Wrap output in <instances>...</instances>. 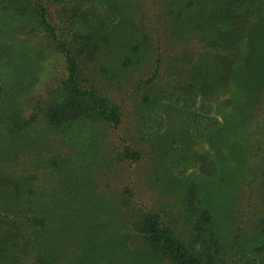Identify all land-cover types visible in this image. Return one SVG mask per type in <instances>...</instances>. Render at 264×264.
Listing matches in <instances>:
<instances>
[{"label":"trees","instance_id":"trees-1","mask_svg":"<svg viewBox=\"0 0 264 264\" xmlns=\"http://www.w3.org/2000/svg\"><path fill=\"white\" fill-rule=\"evenodd\" d=\"M27 36L43 37L58 64L46 96L19 111L14 86L38 74L37 56L15 45ZM0 65L14 82L0 81V264H264V212L245 234L236 216L257 184L264 207V0H0ZM243 69L252 176L235 188L236 175L183 144L185 120L167 126L157 110L196 109L187 129L201 139L220 124L215 89ZM119 87L138 99V128L160 139L158 158L177 174L180 228L129 188L109 199L96 193L100 163L137 162L144 151L114 146L123 112L106 89ZM239 143L229 159L241 177ZM192 167L206 181L186 174Z\"/></svg>","mask_w":264,"mask_h":264},{"label":"rangeland","instance_id":"rangeland-1","mask_svg":"<svg viewBox=\"0 0 264 264\" xmlns=\"http://www.w3.org/2000/svg\"><path fill=\"white\" fill-rule=\"evenodd\" d=\"M15 45L17 47L21 46L25 52L37 56L35 62L38 66V74L35 77L31 76L30 81H24L14 86L15 95L10 100V105L13 108L23 111L24 104L33 97L43 98L46 96L55 80L52 65H54L53 62L55 65L58 64V60L56 61L54 52L47 45L43 37L27 36L22 41L16 42ZM194 46H196L195 51L202 49L199 44ZM242 49L245 52L246 59L249 60L251 51L248 48V40L243 41ZM56 78L59 79L60 75ZM250 80L249 69H243L242 73L234 78L229 86L215 89L211 102L213 104V111L218 117L220 124L217 129L207 133L201 139L191 138L189 136L190 132L187 129L189 127L187 115L196 109L186 110L185 113H182L183 115L181 112L167 106H163V108L157 110L158 114L167 122V126H178L182 129V120H185L184 129L181 131L183 133L186 130L183 144L192 152L205 154L208 161L213 162L217 168L227 169L229 173L236 175L238 177L236 178L240 180L238 183L236 181L233 182L235 188L243 186L247 178L252 176L249 169L252 162L251 151L245 141L247 139L246 132L247 130L249 131L251 125L249 121L251 116L249 105L251 104L252 93L250 90L247 92L242 91L238 85V82H241L251 87ZM0 81L8 85L9 88H11V85H14L12 75H10L7 66L0 65ZM106 92L122 105L123 118L116 130H114L113 135L117 138L114 146L118 147L123 145V143H127L141 148L140 144H142L144 151L142 158L137 162L129 160L116 161L111 166L106 165L105 167L100 163L99 169L93 174L94 182L97 184L98 189L96 193H99L103 199H109L110 196H117V193H122L125 188H129L133 193L132 200L134 199L139 205L158 210L159 212L167 211V220L175 224L173 226L176 228H180V221L177 218H179L178 199L181 195L175 191L173 192V189H171V187H174L177 174L162 164L158 158L157 152L159 151L160 139L152 134L149 136L145 131L138 128L139 102L137 98L127 97L129 92L125 91V87L107 88ZM201 99L202 97H200V101ZM259 112L260 114L262 113L260 110ZM257 118L262 119L264 116L261 115ZM87 135L88 133L84 131L82 134L80 133V138ZM235 141L240 142L239 145L245 151V174L241 177L230 170L233 162L229 159V156ZM6 144L7 142L1 138L0 153L2 148L4 149L7 146ZM260 166L264 169V160L261 161ZM186 174L191 175L197 182L206 181L205 175L197 167L190 168L186 171ZM262 188V186H258L257 184L253 202L251 203L249 200L246 201L244 199L241 213H236V216H242V218L246 219L245 223L240 222L243 234L250 231L253 220L264 212ZM249 203L253 205L250 206ZM119 222H121V217L116 215L112 218V223L109 226L114 228Z\"/></svg>","mask_w":264,"mask_h":264}]
</instances>
